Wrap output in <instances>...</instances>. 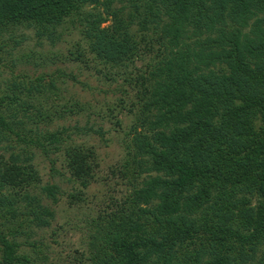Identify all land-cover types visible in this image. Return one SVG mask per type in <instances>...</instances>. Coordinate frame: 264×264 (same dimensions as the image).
Returning <instances> with one entry per match:
<instances>
[{"label": "trees", "instance_id": "obj_1", "mask_svg": "<svg viewBox=\"0 0 264 264\" xmlns=\"http://www.w3.org/2000/svg\"><path fill=\"white\" fill-rule=\"evenodd\" d=\"M64 25L105 74L139 85L140 105L109 167L128 192L89 220L70 264H264V0H0V76L15 28L57 40ZM55 73L0 83V264L46 263L52 245L30 240L33 227L63 194L83 199L98 162L80 138L109 140L101 125L55 123L72 107L53 111L69 75ZM42 156L50 178L67 168L71 191L42 181Z\"/></svg>", "mask_w": 264, "mask_h": 264}, {"label": "rangeland", "instance_id": "obj_2", "mask_svg": "<svg viewBox=\"0 0 264 264\" xmlns=\"http://www.w3.org/2000/svg\"><path fill=\"white\" fill-rule=\"evenodd\" d=\"M85 10L92 8L87 5ZM57 31L61 32L59 39L52 40L38 37L33 29L15 28L12 38H23L10 50L9 59L15 62V66L0 76V83L3 76L7 77L10 74L22 72L56 74L55 68H62L69 75L56 80L58 93L55 100L58 105L53 111L58 114L72 107L71 111L63 112L65 115L55 123L93 125V129L101 125L107 131L106 136L109 140L105 143L95 133L80 138L81 142L95 150L98 165L94 170V178L83 190V199L70 203L68 195L63 194L58 203L53 205L55 213L51 224L42 228L33 227L30 240L37 239L52 245L43 250V254L48 256L46 263L38 261L37 264H70L77 250L84 249L83 239L87 233L89 220L95 218L100 209L107 205L110 195L116 199L125 197L129 188L120 184L116 176L109 175V167L123 159L122 139L128 134L126 132L129 125L135 119L130 109L135 108L133 105L138 99L136 89L139 85L124 81L123 76L113 70L105 74L106 68L93 58L77 28L71 29L69 25H64ZM9 39L4 36V41ZM77 52H82V55L75 58ZM148 57L146 56L144 61H136V64L140 66ZM36 161L43 182L47 179L57 182L65 192L76 186L66 181L65 176L69 175L66 167L61 169L64 176L56 174L50 178L48 159L42 156L37 157ZM60 162H63V157L60 158ZM57 166L61 167L60 163H57ZM53 240L58 243H53L55 242ZM20 251L33 255V251L26 244L20 247ZM81 262L86 264L83 259Z\"/></svg>", "mask_w": 264, "mask_h": 264}]
</instances>
